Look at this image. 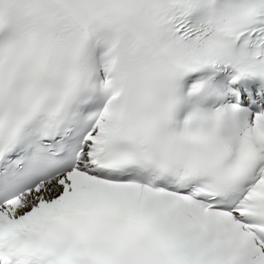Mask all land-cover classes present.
Returning <instances> with one entry per match:
<instances>
[{
    "label": "snow or ice",
    "instance_id": "6c2138e0",
    "mask_svg": "<svg viewBox=\"0 0 264 264\" xmlns=\"http://www.w3.org/2000/svg\"><path fill=\"white\" fill-rule=\"evenodd\" d=\"M0 264H264V0H0Z\"/></svg>",
    "mask_w": 264,
    "mask_h": 264
}]
</instances>
